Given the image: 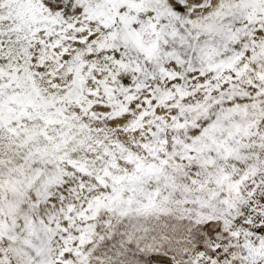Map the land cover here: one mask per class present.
Instances as JSON below:
<instances>
[{"label":"snow or ice","instance_id":"snow-or-ice-1","mask_svg":"<svg viewBox=\"0 0 264 264\" xmlns=\"http://www.w3.org/2000/svg\"><path fill=\"white\" fill-rule=\"evenodd\" d=\"M0 264H264V0H0Z\"/></svg>","mask_w":264,"mask_h":264}]
</instances>
